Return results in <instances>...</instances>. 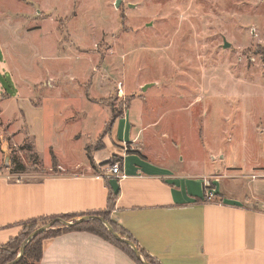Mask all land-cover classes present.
Instances as JSON below:
<instances>
[{
  "label": "rangeland",
  "instance_id": "obj_1",
  "mask_svg": "<svg viewBox=\"0 0 264 264\" xmlns=\"http://www.w3.org/2000/svg\"><path fill=\"white\" fill-rule=\"evenodd\" d=\"M115 3L0 0V169L101 173L130 112L129 152L224 185L262 173L264 0Z\"/></svg>",
  "mask_w": 264,
  "mask_h": 264
},
{
  "label": "crops",
  "instance_id": "obj_2",
  "mask_svg": "<svg viewBox=\"0 0 264 264\" xmlns=\"http://www.w3.org/2000/svg\"><path fill=\"white\" fill-rule=\"evenodd\" d=\"M134 118L125 113L113 131V141L122 148L111 151L123 162L120 178L110 173V166L101 173L89 167L80 174L40 180H26V171L17 175L0 169V246L33 221L107 213L160 264H264V171L232 174L228 179L233 182L224 185L217 176H195L135 148L129 152ZM96 158L108 161L102 154ZM245 181L251 192L239 196L236 190ZM210 190H215L213 199L208 198ZM111 197L114 207L109 210ZM43 250L40 264H137L89 232L47 239Z\"/></svg>",
  "mask_w": 264,
  "mask_h": 264
},
{
  "label": "trees",
  "instance_id": "obj_3",
  "mask_svg": "<svg viewBox=\"0 0 264 264\" xmlns=\"http://www.w3.org/2000/svg\"><path fill=\"white\" fill-rule=\"evenodd\" d=\"M121 162L122 161L120 159H117L109 164L110 166H114L115 164L121 163ZM122 163H121V166L123 167ZM12 165L15 166V168L13 169V173L17 174V173H23L26 171L25 165L22 163H18L15 159L12 160ZM92 165L94 166V164ZM53 166L55 168L58 166L56 163L55 157H53ZM113 207H114V203H113V198L111 197L110 202H109V210H111ZM94 215L105 218L108 222H110L112 227L121 237L126 238L132 241L133 243H135V241L132 239L131 236H129L123 229L119 228L115 223H113L110 220L109 215L107 213H98ZM57 219H63L68 222H75L78 220L77 217L63 216V217H54V218H49V219L37 220V221H33V222L25 224L24 231L19 237L12 239L6 245L0 246V264H8L14 261L17 258L18 254L20 253L21 245L34 231H36L38 228L44 225H47L48 223L56 221ZM70 232H89V233L95 234L103 238L104 240L109 241L112 244L116 245L121 250H123L131 259H133L137 264H141L136 259L133 251L127 245L117 242L111 236V234L106 229V227L97 221L85 222L83 224L76 225L72 228H65L61 224H56L54 229L49 230L45 232L44 234L40 235L27 247L24 257L18 264H40L43 259L44 241L47 239L55 238L65 233H70ZM135 245L137 246L139 251H141L143 257L146 259L147 262H149L150 264H160L155 259H153L149 255L144 253V251L140 249L136 243Z\"/></svg>",
  "mask_w": 264,
  "mask_h": 264
},
{
  "label": "water",
  "instance_id": "obj_4",
  "mask_svg": "<svg viewBox=\"0 0 264 264\" xmlns=\"http://www.w3.org/2000/svg\"><path fill=\"white\" fill-rule=\"evenodd\" d=\"M123 3V0H116L115 3V7L119 8L121 6V4ZM231 45L225 41V45H224V49H230ZM147 89V87L145 88V90ZM90 221H97L100 222L101 224H103L106 229L109 231V233L111 234V236L119 243L121 244H125L127 245L134 253L136 259L141 263V264H150L149 262H147L145 260V258L143 257L141 251H139V249L137 248V246L135 245V243H133L132 241L121 237L116 231L115 229L112 227V225L110 224V222H108L105 218L101 217V216H96V215H89V216H85L82 217L81 219L75 221V222H68L65 221L63 219H57L56 221H53L47 225H44L40 228H38L36 231H34L25 241L24 243L21 245V249H20V253L18 254L17 258L8 263V264H18L22 258L24 257L25 251L27 249V247L36 239L38 238L40 235L44 234L45 232L54 229V227L56 226V224H61L63 225L65 228H72L76 225L79 224H83L85 222H90Z\"/></svg>",
  "mask_w": 264,
  "mask_h": 264
},
{
  "label": "built area",
  "instance_id": "obj_5",
  "mask_svg": "<svg viewBox=\"0 0 264 264\" xmlns=\"http://www.w3.org/2000/svg\"><path fill=\"white\" fill-rule=\"evenodd\" d=\"M109 169H110L109 171L112 175L118 176L119 178L122 176L121 175L122 166L120 163H117L114 166H110ZM215 196H216L215 190H210L209 194H208V198L213 199V198H215Z\"/></svg>",
  "mask_w": 264,
  "mask_h": 264
}]
</instances>
